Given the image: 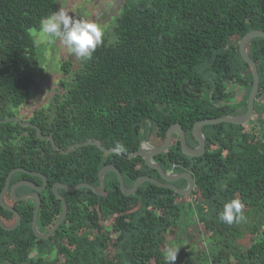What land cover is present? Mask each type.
Segmentation results:
<instances>
[{
  "label": "trees",
  "instance_id": "1",
  "mask_svg": "<svg viewBox=\"0 0 264 264\" xmlns=\"http://www.w3.org/2000/svg\"><path fill=\"white\" fill-rule=\"evenodd\" d=\"M57 8V0H0V119L13 116L12 108L23 105L37 83L39 55L32 30H39L40 18ZM253 29H264V0L125 1L90 60H81L77 69L63 62L65 76L54 108L34 110L31 122L52 134L58 147L40 138L35 127L0 122V193L14 168L43 173L49 185L41 194L38 226L48 232L63 211L52 189L57 181L100 186L99 171L114 162L132 185L146 174L137 168L140 156L128 157L144 138V116L152 118L161 142L174 122L191 134L199 120L237 112L232 105L222 111L208 103L211 95L221 98L231 80L246 86L245 111L254 77L240 42ZM249 51L260 75L257 101L264 97V37L254 38ZM259 103L257 119L247 124L206 125L205 131L219 141L215 147L194 159L182 151L173 157L180 171H192L191 195L149 181L125 195L117 174L109 172L102 195L88 187L59 189L68 214L49 239L34 233L36 200L15 203L7 195L22 220L13 230L0 225V264H165L164 249L178 240L184 215L199 224V239L182 235L180 264H264V107ZM88 139L122 154L105 153L95 144L67 151ZM24 178L43 181L18 171L13 182ZM233 198L243 202L245 219L229 225L219 214ZM0 217L6 225L17 220L1 203Z\"/></svg>",
  "mask_w": 264,
  "mask_h": 264
},
{
  "label": "water",
  "instance_id": "2",
  "mask_svg": "<svg viewBox=\"0 0 264 264\" xmlns=\"http://www.w3.org/2000/svg\"><path fill=\"white\" fill-rule=\"evenodd\" d=\"M256 37H264V30L253 29V30L249 31L248 33H246L240 42L241 55L244 58V60L251 65L252 71H253V76H254L253 86H252L250 96H249L247 111L242 115H226V116H222V117L207 118V119H202V120L197 121L194 125V134L196 136L197 141H199V143H200L199 147H197V148H192L187 144L186 136H185L182 125L180 123H175L172 126H170V128L168 129V138L166 140V143L163 146L156 148L155 152L159 153V152L163 151L164 149H166L172 140L173 134L179 133L181 136V144H182L183 151L188 155L200 156L205 152V136L203 133V126L204 125L219 124L222 122H230V123L240 125V124H244L245 122H247L252 117V115L254 113L255 99H256V96L258 94L259 87H260V75H259L257 63L250 56V53L248 50V45L251 42V40H253ZM187 87H188V84H186V83H184L182 85V89L186 94L188 93ZM146 119H148L150 122V127H149L150 132L148 135V141H150L152 133H153V120L151 117H145L143 119L142 124H141V129L143 132L145 131V127H146V124H145ZM15 120L19 121L23 126L31 125V123L25 122L18 117H10V118H7L5 120H0V121L10 122V121H15ZM34 126L36 127V129L38 131V135L40 136V138L50 139L54 143L55 147H58L56 145L52 135H45L42 133V130L38 125H34ZM86 144H95L101 150H103L105 153H109L113 150L118 151L117 149H108V148L104 147L98 140H95V139H88V140L80 142V143H75V144L71 145L67 151H70L75 146H82V145H86ZM139 153H141V151L134 152L131 155L133 156V155H136ZM150 158H151V155L148 154L146 157L147 162L150 165L156 166L161 170V167L158 164L155 165L154 163H152ZM110 170H114L117 173V175L119 177L120 184H121V188H122L125 195H131L134 192H136L138 190V188L141 186V184L144 183L145 181H149V182L154 183V184L161 186V187L171 188V189L175 190L176 192L183 194V195L190 194L193 191L194 186H195V179L191 173L177 174V175H174L171 177L167 176L165 173H163V175L170 180H177L179 178L186 177L189 181L188 187L181 188V187H178L177 185H174V184L162 183V182L158 181L156 178L151 177V176H146V175H142V176L138 177L136 179V181L134 182L133 186L128 187L125 184L123 175L121 174L120 170L116 166L109 164V165L104 166L99 172V178L101 181V188H97V186H95L94 184L88 183V182H81V183H78L74 186L68 185V184L63 183V182H57L53 186V189H54L55 194L59 198H61L63 201V211H62V214H61L59 220L57 221L55 226L50 231L41 232L39 230V226H38L39 211H40L41 204H42V199H41V195H40L39 191L43 190L44 187L47 185V177L41 172L29 171V170H26L24 168L17 167V168H14L9 173L5 188L0 195V203L4 207H6L8 210L15 212L17 215V220L13 225H6L0 217V225L6 230H13L19 226V224L21 223V220H22V216H21L20 212H18L14 207L8 205L5 202L4 194L7 191V189L10 188L15 199H26L29 197H34L37 200V205H36V208L34 211L32 227H33L34 233L36 234L37 237H39L41 239H49L55 233V231L61 226V224L63 223V221L65 220V218L67 217V214H68V203H67L65 197L60 193L59 187H62L66 191H75V190H78V189L83 188V187H88V188L93 189L97 193H101L105 189V174ZM18 171H25L31 175L40 176L43 178L44 184L42 186H39L38 184L32 182L31 180L23 179V180H20L19 182L15 183V184H13L12 186H10L14 174ZM24 184L31 186L32 188L36 189V191L33 193L25 194L23 196H18L17 195V188L21 185H24Z\"/></svg>",
  "mask_w": 264,
  "mask_h": 264
},
{
  "label": "flooded vegetation",
  "instance_id": "3",
  "mask_svg": "<svg viewBox=\"0 0 264 264\" xmlns=\"http://www.w3.org/2000/svg\"><path fill=\"white\" fill-rule=\"evenodd\" d=\"M260 30H264V29H260ZM252 41V40H251ZM250 44V43H249ZM248 50H249V45H248ZM249 53H250V51H249ZM250 56H251V58L253 59V57H252V55L250 54ZM244 59V58H243ZM254 60V59H253ZM255 61V60H254ZM256 62V61H255ZM257 63V62H256ZM257 66H258V64H257ZM252 68V67H251ZM253 72V71H252ZM243 73V72H242ZM242 75H244V74H242ZM254 77V76H253ZM254 80V79H253ZM187 88H189V85H188V87ZM245 88H246V86L243 84V83H241V81H239V82H234V81H232L231 80V82H225V84H224V91H225V93L227 94V96L225 95V93L221 96V98L219 97V99H216V97L214 96V95H211V97H210V100L208 101V103H211V105H214L216 108H219V109H221L222 111L223 110H225L226 109V106L225 105H232V107H233V110L234 111H237V112H235V114H233V115H242V114H244L246 111H247V109H248V104H247V108L245 109V111L243 112V110H244V108H245V105L243 104V102H242V99H243V94L245 93ZM195 93H197V91H195ZM200 93H201V91L199 92L198 91V94H196V95H193V97H197V95L199 96L200 95ZM249 96H250V94H249ZM257 97V96H256ZM262 98V97H261ZM261 98H258V100L256 101V99H255V107H254V113H253V115H252V117L247 121V122H245L244 124H247L249 121H251V120H254V119H257V117L258 116H256V108L257 107H259V108H261L262 109V107H261V105L260 106H258V104H260L259 102H260V99ZM218 100L220 101V103H218ZM259 101V102H258ZM248 102H249V97H248ZM20 107V106H19ZM263 107H264V104H263ZM15 108L16 107H13L12 109H13V112H14V115L13 116H8V117H6V118H2V119H0V120H5V119H7V118H10V117H18V118H20L21 120H23V121H25V122H29V123H31V125H28V126H32V127H35L34 125H38V124H36V123H33V122H31V118L33 117V113H34V110H33V112H31L30 114H29V116H26V117H22V116H20L19 115V113L17 112V111H15ZM225 108V109H224ZM227 110V109H226ZM145 117H149V116H144L143 117V119L145 118ZM143 119H142V121H143ZM0 122H4V121H0ZM15 122H19V121H17V120H15ZM20 123V122H19ZM175 123H179V122H174L173 124H175ZM196 123V122H195ZM195 123H194V125H195ZM142 124V123H141ZM145 124H146V127H145V131H144V138L142 139V141L140 142V145H139V147H138V149L136 150V151H134V152H137V151H141V153H139V154H136V155H131L132 153H134V152H132V153H130L129 155H128V157L129 158H133V157H138V156H140V162L137 164V168L138 169H144L145 170V172H146V174H142V175H146V176H151V177H154V178H156L158 181H160V182H162V183H166V184H174V185H177L178 187H181V188H186V187H188V185H189V181H188V179L186 178V177H184V178H179V179H177V180H170V179H168V178H166L164 175H163V173H165L167 176H174V175H177V174H186V173H191L192 174V171L190 170V169H184L183 171H180L179 170V166L180 165H178V163H175V162H172V160H173V157H175V155L179 152V151H182V153H184L185 155H187L189 158H195V156H192V155H188V154H186L184 151H183V148H182V144H181V136H180V134L179 133H174L173 134V137H172V140H171V142L169 143V145H168V147L166 148V149H164L163 151H161V152H159V153H157V152H155V149L156 148H158V147H161V146H163L165 143H166V140H167V138H168V129L170 128V126H172L173 124H171L169 127H168V129H167V131H166V138L161 142V138L159 137V136H157V133H156V130L154 129V122H153V133H152V136H151V140L150 141H148V135H149V127H150V122H149V120L148 119H146V121H145ZM244 124H242V125H244ZM194 125H193V128H192V131H191V134L188 132V131H186L184 128H183V130H184V133H185V136H186V142H187V144L190 146V147H192V148H197V147H199V145H200V143H199V141H197V139H196V136H195V134H194ZM208 125V124H207ZM241 125V124H240ZM39 126V125H38ZM205 126L206 125H204L203 126V133H204V136H205V150L208 148V147H210V148H213V147H215L216 145L215 144H219V141L216 139V137H214V135H213V133L212 132H209L208 131V133L205 131ZM40 127V126H39ZM183 127V126H182ZM36 128V127H35ZM15 131L16 132H18V129H15ZM43 133V132H42ZM44 134V133H43ZM45 135H52V134H45ZM53 136V135H52ZM211 138V139H210ZM12 139L15 141V145H17L18 144V142H19V139H20V135H18V133H16L15 134V136L14 137H12ZM48 140H50V139H48ZM214 140H215V142H214ZM179 142V143H178ZM141 146V147H140ZM108 149H117L118 151H116V150H113V151H111V152H109V153H113V152H117V153H119V154H122V151L120 150V149H118V148H116V147H111V148H108ZM155 152V153H154ZM108 153V154H109ZM148 154H150L151 155V158H150V160H151V162L152 163H154L155 165L156 164H158L160 167H161V170L158 168V167H156V166H152V165H150L148 162H147V160H146V157H147V155ZM109 164H111V165H114V166H116L119 170H120V168L114 163V162H111V163H107L106 165H109ZM106 165H104V166H106ZM103 166V167H104ZM102 167V168H103ZM101 168V169H102ZM100 172V171H99ZM109 172H115L114 170H110V171H108L106 174H105V189L101 192V193H97V194H99V195H102V194H104L105 193V191H106V177H107V175L109 174ZM120 172H121V174L123 175V173H122V171L120 170ZM116 173V172H115ZM117 174V173H116ZM142 175H140V176H142ZM193 175V174H192ZM33 176H36V175H33ZM118 176V175H117ZM140 176H138V177H140ZM14 177V176H13ZM40 177V176H39ZM125 177H127V178H129L128 176H125V175H123V178H124V181H125V184L128 186V187H132L133 186V184L131 185H129V184H127V180H126V178ZM137 177V178H138ZM8 178V177H7ZM42 178V177H41ZM119 178V177H118ZM136 178V179H137ZM24 179H27V180H31L32 182H34V183H36V184H38L39 186H42L43 184H44V180L41 182V183H38L37 181H35V180H33V179H29V178H24ZM43 179V178H42ZM100 179V178H99ZM136 179H135V181H136ZM21 180H23V179H21ZM20 180H18V181H14L13 182V178H12V181H11V185L10 186H12L13 184H15V183H17V182H19ZM134 181V182H135ZM6 182H7V180H6ZM57 182H60V181H57ZM56 182V183H57ZM146 182V181H145ZM56 183H54L53 184V186L56 184ZM100 183H101V181H100ZM92 184V183H91ZM143 184V183H142ZM141 184V185H142ZM6 185V184H5ZM48 185H49V181H48V178H47V185L44 187V189L43 190H41V191H39V193H40V195L48 188ZM121 185V184H120ZM24 186H28V187H30L31 188V190H29V191H22V188L24 187ZM53 186H52V189H53ZM96 186V185H95ZM195 187V186H194ZM4 188H5V186H4ZM4 188L2 189V191H1V193L3 192V190H4ZM60 188H62V187H59V189ZM97 188H101V184H100V186H97ZM93 190V189H92ZM194 190V189H193ZM36 191V189H34V188H32L31 186H29V185H26V184H24V185H21V186H19L18 188H17V195L18 196H23V195H25V194H28V193H33V192H35ZM53 191H54V189H53ZM60 191V190H59ZM95 192V191H94ZM1 193H0V195H1ZM61 193V192H60ZM135 193V192H134ZM193 193V191L190 193V194H188V195H191ZM62 194V193H61ZM7 195H9V197H10V199H12V202H19V201H26V200H30V199H34V200H36L34 197H29V198H26V199H15L14 198V195H13V193L11 192V189L10 188H8L7 189V191L5 192V194H4V199H5V202L8 204V205H10V206H12V207H14L13 206V203H10V202H8V200H7V198L6 197H8ZM63 195V194H62ZM58 197V196H57ZM59 198V197H58ZM41 199H42V196H41ZM62 200V199H61ZM36 202H37V200H36ZM63 202V201H62ZM6 208V207H5ZM15 208V207H14ZM16 209V208H15ZM38 222H39V218H38ZM39 225V224H38Z\"/></svg>",
  "mask_w": 264,
  "mask_h": 264
},
{
  "label": "rangeland",
  "instance_id": "4",
  "mask_svg": "<svg viewBox=\"0 0 264 264\" xmlns=\"http://www.w3.org/2000/svg\"><path fill=\"white\" fill-rule=\"evenodd\" d=\"M125 1L127 0H57V11L63 8L76 18L83 17L101 24L105 29L104 36H106L113 30L116 18L122 11ZM32 34L37 42L39 55V62L35 67L37 83L32 88L27 101L15 108V111L22 117L29 116L37 108H46L47 110L54 108V95L59 92V82L65 76L62 68L63 62L69 60L73 63V69H77L81 61L70 53L58 39L50 41L48 37L40 34V30H32ZM71 77L69 75L67 79L71 80ZM260 101L264 104V97ZM190 207L186 209L188 212L185 214L190 213ZM182 222L179 226L182 232H178V240L173 241L175 245L178 243L176 246L178 249L183 243L179 240L182 235L183 238L184 235L188 238H194L195 235V238L199 239V232L197 231L199 224L196 223L194 216L184 215ZM205 249H209V245H206ZM177 258L180 257L177 255ZM178 259L173 264H180Z\"/></svg>",
  "mask_w": 264,
  "mask_h": 264
},
{
  "label": "clouds",
  "instance_id": "5",
  "mask_svg": "<svg viewBox=\"0 0 264 264\" xmlns=\"http://www.w3.org/2000/svg\"><path fill=\"white\" fill-rule=\"evenodd\" d=\"M39 30L40 34L48 37L50 41L58 39L70 53L85 62L90 60L97 47L103 44L105 35L101 24L83 17L76 18L63 8L41 17ZM243 208L244 204L239 198L230 199L223 204L220 219L229 225L240 223L245 219ZM178 250L171 244L165 247V264H173L176 261Z\"/></svg>",
  "mask_w": 264,
  "mask_h": 264
}]
</instances>
